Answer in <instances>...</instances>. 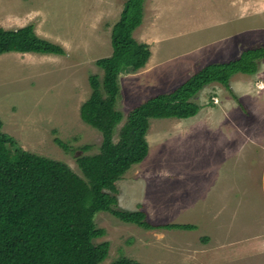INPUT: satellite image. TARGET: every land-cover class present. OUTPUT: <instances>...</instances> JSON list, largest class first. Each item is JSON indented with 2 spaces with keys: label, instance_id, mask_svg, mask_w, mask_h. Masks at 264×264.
<instances>
[{
  "label": "rangeland",
  "instance_id": "rangeland-1",
  "mask_svg": "<svg viewBox=\"0 0 264 264\" xmlns=\"http://www.w3.org/2000/svg\"><path fill=\"white\" fill-rule=\"evenodd\" d=\"M125 2L0 0V26L11 29L33 24L38 35L65 49L63 55H0L2 131L24 149L63 161L79 174L77 157L99 151L102 135L81 119L80 107L91 93L89 75L103 74L96 60L111 54L112 27ZM134 36L149 45L151 57L138 71L119 75L121 93L117 107L125 118L134 106L173 89L207 63L236 57L243 49L264 43V0H146L142 24ZM194 100L201 110L193 120L153 119L147 134L148 157L118 181L120 206L131 210L146 208L154 224H188V215H181V200L175 198L182 169L170 172L169 164L178 157L176 144L191 137L186 135L187 128L197 126L199 131H206L207 127H221L219 141L234 143L236 148L242 144V175L252 178V189L242 182L241 210L263 215L264 59L257 73L234 75L230 89L213 82ZM123 122L116 128V141ZM56 137L77 148L76 151L66 152L55 142ZM192 141L196 142L193 135ZM0 143L7 147L4 140ZM85 144H92L93 148L81 152L78 147ZM156 160V164L168 162V166L160 169ZM229 167L224 170L231 174ZM156 205L169 214L157 211ZM204 217L209 222V216ZM94 220L106 230L105 236L96 241L110 242L109 255L101 264H110L122 256L143 264H186L190 244L200 238L197 231L144 229L108 211L97 212ZM199 223L194 225L200 226ZM200 232L203 234L199 229Z\"/></svg>",
  "mask_w": 264,
  "mask_h": 264
},
{
  "label": "trees",
  "instance_id": "trees-1",
  "mask_svg": "<svg viewBox=\"0 0 264 264\" xmlns=\"http://www.w3.org/2000/svg\"><path fill=\"white\" fill-rule=\"evenodd\" d=\"M145 1L126 0L112 27V52L96 60L103 74L89 75L91 93L80 107V116L101 133L102 141L98 152L77 157L81 174L63 161L24 149L2 131L0 118V142L7 146L0 143V264H101L109 255L110 242L96 241L106 234L94 220L99 211L144 229H195L193 224H154L144 209L122 208L117 183L147 157L152 118L197 115L201 105L194 97L205 86L219 82L230 89L234 75L258 72L264 43L231 59L207 63L173 89L134 106L125 118L117 107L119 75L138 71L151 57L149 45L134 36L143 21ZM9 52L63 55L65 49L38 35L33 24L0 26V55ZM122 122L116 141L115 131ZM54 140L66 152L77 149L58 137ZM92 148V144L78 147L81 152ZM110 264L143 263L122 256Z\"/></svg>",
  "mask_w": 264,
  "mask_h": 264
},
{
  "label": "crops",
  "instance_id": "crops-1",
  "mask_svg": "<svg viewBox=\"0 0 264 264\" xmlns=\"http://www.w3.org/2000/svg\"><path fill=\"white\" fill-rule=\"evenodd\" d=\"M197 115L189 118H174L173 120H193ZM153 119L158 118H152L150 126ZM221 130H223L221 127L217 129L207 127L206 131H199L197 126L187 128L186 135L191 134V137L189 136L188 140L183 141L180 145L176 144V152H179L178 157L173 160L172 164H169L170 172H173L175 168L182 169V172L179 171L181 173L179 177L182 179L181 184L179 182V186L176 185L177 191L175 190V198L181 200L179 203V205L181 204V215L183 213L188 215L190 219H187L188 224L194 225V222L196 224L202 222L199 223L200 226L196 225L195 229H181L190 232L197 231V235L200 237L197 243L190 244L188 251L191 253L185 263L264 264V214L258 216V212L254 210L251 211V214L241 210L242 182H247L249 189H252V178L242 175V144L239 143L236 148L234 143L230 145L224 140L219 141ZM178 133L184 134L180 131ZM235 134L233 132L231 136L234 137ZM192 135L196 142H191ZM146 137L150 151V141L147 135ZM205 138L207 141L203 142ZM249 160L247 159V161ZM143 161L138 164L141 165ZM157 162L158 160L155 164ZM167 163L160 162L156 164V167L161 169V166H168ZM227 165L230 166L231 174L224 170ZM155 169L157 170V168ZM253 181L257 183L256 179ZM249 192L252 193V191ZM249 195L252 197L251 194ZM156 207L159 209L157 211L169 214L158 205ZM144 210L148 214V210L146 208ZM205 215L209 216V222L205 219ZM191 217L196 220H192ZM200 217H204V219L202 220ZM199 229L203 234L199 233Z\"/></svg>",
  "mask_w": 264,
  "mask_h": 264
}]
</instances>
